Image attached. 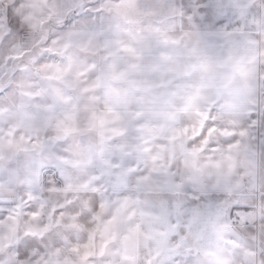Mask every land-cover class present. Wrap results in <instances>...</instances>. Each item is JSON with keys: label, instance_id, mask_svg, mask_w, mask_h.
<instances>
[{"label": "snow or ice", "instance_id": "obj_1", "mask_svg": "<svg viewBox=\"0 0 264 264\" xmlns=\"http://www.w3.org/2000/svg\"><path fill=\"white\" fill-rule=\"evenodd\" d=\"M0 264H264V0H0Z\"/></svg>", "mask_w": 264, "mask_h": 264}]
</instances>
